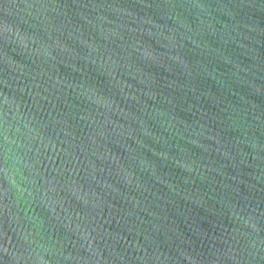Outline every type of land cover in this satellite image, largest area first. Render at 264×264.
Instances as JSON below:
<instances>
[{"label":"water","instance_id":"water-1","mask_svg":"<svg viewBox=\"0 0 264 264\" xmlns=\"http://www.w3.org/2000/svg\"><path fill=\"white\" fill-rule=\"evenodd\" d=\"M0 264H264V0H0Z\"/></svg>","mask_w":264,"mask_h":264}]
</instances>
